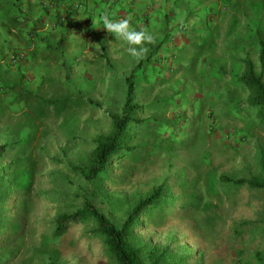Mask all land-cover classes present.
Listing matches in <instances>:
<instances>
[{"label": "rangeland", "instance_id": "374dc122", "mask_svg": "<svg viewBox=\"0 0 264 264\" xmlns=\"http://www.w3.org/2000/svg\"><path fill=\"white\" fill-rule=\"evenodd\" d=\"M80 1L64 0L75 10L83 8ZM58 4L0 0V264H113L101 240L84 225H72L53 239L51 221L62 202L71 200L66 196L70 187L81 183L72 167L86 159L95 136L109 130V116L122 105L121 81L139 62L141 87L152 86L144 102L153 106L144 116L158 122L140 126L154 130L138 132V151L89 187L93 205L111 221L120 223L139 197L161 183L175 198L182 196V183L188 192L203 195L201 180L207 173L247 177L257 170L258 145L264 147V128H245L219 102L210 107L216 119L213 133L203 114L210 106L207 97L228 89L239 58L257 62L255 44L264 42V0H170L168 33L155 34L139 60L112 35L106 47L93 33L90 40L74 32L65 35L60 16L64 27L56 29L54 40H44L48 35L39 31L40 22L47 14L55 17ZM8 13L29 22L11 34ZM222 69L226 76L218 79ZM172 90L176 95L166 98ZM62 99L67 106L60 115L45 103ZM191 105L198 112L192 113ZM26 171L32 181L27 196ZM193 181H199L196 187ZM53 191L57 203L49 201ZM202 197V206H216L213 221H206L202 210L175 207L164 217L155 216L154 224L143 222L135 236L184 256L183 264H255V254L264 249V194L240 188L220 201ZM241 221L254 224L239 236L234 229Z\"/></svg>", "mask_w": 264, "mask_h": 264}, {"label": "trees", "instance_id": "16d2710c", "mask_svg": "<svg viewBox=\"0 0 264 264\" xmlns=\"http://www.w3.org/2000/svg\"><path fill=\"white\" fill-rule=\"evenodd\" d=\"M8 15H10L8 16V23L10 22L8 28L11 34L14 33L15 29L23 25L26 26L29 22L27 19L26 23L19 22L14 13H8ZM58 27H64L63 23L58 22ZM69 30L70 28L66 27L65 34H69ZM76 30L74 29L72 32L77 33ZM61 42H63V38ZM255 48L256 63L258 65L250 56L239 58L236 61L239 68H233L229 81L230 85L227 86L228 89L223 92L216 89L217 95L213 94L212 97H207L206 100L210 102V106L203 114L208 120L209 131L212 133L216 131V119L210 111V107L217 102L223 105V109L229 116L244 121L245 128H264V42L259 39L255 44ZM150 63L151 61L146 66ZM10 67L15 69L11 65ZM139 67L140 62L121 81L123 88L122 105L116 114L109 116V130L105 134L95 136L93 147L86 159L82 164L72 167L81 183L77 188L70 187L72 191L68 192L66 196L70 194L71 200L66 202L69 199L65 196V202H62L64 207L57 210L51 221V235L53 239H59L70 226L84 225L90 235L101 240L102 252L113 264H183L186 262L185 257L174 255L167 247L140 242L134 234L135 229L142 227L143 222L154 224L155 216L156 218L164 217L169 210L175 207H179L183 211L189 207L193 208L195 212L202 210L206 213V221H213L212 218L216 217V206L210 204L202 206V196H205L206 199L213 197L220 201L222 198L232 196V190H239L240 188L264 194V147L258 145L255 159L257 170L249 172L247 177L237 178L220 175L216 178L212 173H207L204 175V179L201 180L204 189L203 195L202 192L198 193L194 189V191L188 192L190 187L188 184L182 183L180 186L182 196L175 198L168 193L166 184L161 183L139 197L125 213V217L120 223H114L95 208L89 187L91 185L94 187L99 180L110 177V167L112 168L114 165L127 160L138 151L139 144L134 143L138 137V132L154 130L150 126L149 128H140V126L149 124L152 119L158 122L154 116H144L146 110L153 106L151 102H144L147 88L152 86L141 87L143 83L141 85L140 83L144 79L139 77ZM152 69L155 68H150V70ZM225 72L223 69L219 71L218 79H223L226 76ZM147 80L150 81L151 79ZM211 82L214 83V81H210V85L214 86ZM152 84L154 83L152 82ZM18 87L19 85L16 84L10 88L15 90ZM175 95L176 92L172 90L171 95L166 98H173ZM45 103L48 106L52 105L55 113L60 115L66 110L67 99L45 101ZM156 105L159 104L156 103ZM191 110L192 113L198 112L193 110L192 105ZM200 111H203V108ZM53 119L58 120V118ZM196 121L198 123V120ZM177 125L178 123L175 126L177 127ZM243 134L244 136L247 135L246 133ZM173 139L177 142V145H181L176 138ZM3 152V147L0 146V158ZM196 183L197 181H193L191 186L196 187L199 181ZM31 187V173L26 171V196L31 192ZM50 198L49 201L55 203L59 200L55 191L52 192ZM211 208L213 212L209 215ZM253 224L254 222L241 221L234 229V233L240 236L245 228L252 227ZM0 233H2L1 229ZM255 260V264L264 263V249L255 254ZM249 263V261L245 262V264ZM46 264H56V262L49 260Z\"/></svg>", "mask_w": 264, "mask_h": 264}, {"label": "crops", "instance_id": "0c3cea01", "mask_svg": "<svg viewBox=\"0 0 264 264\" xmlns=\"http://www.w3.org/2000/svg\"><path fill=\"white\" fill-rule=\"evenodd\" d=\"M58 1L55 17L47 14L40 22V25L43 26L39 31L48 35L44 40L49 38L54 40L56 38L58 16H60L61 22H65L68 29L69 27L77 29L75 34L81 35L83 38L84 33H93L98 40H103L102 44L106 47L105 43L109 40L111 34L103 29L102 24L97 23L102 15L107 14L110 19L114 20L130 18V27L135 30H139L138 25H146L147 32L154 38L155 34L168 33L169 17L172 14L170 11L167 12V9L171 6L170 0H81L78 2L83 6L80 10L68 7L64 0ZM164 23H166V26H164ZM114 40L118 39L115 38Z\"/></svg>", "mask_w": 264, "mask_h": 264}, {"label": "clouds", "instance_id": "9594fccd", "mask_svg": "<svg viewBox=\"0 0 264 264\" xmlns=\"http://www.w3.org/2000/svg\"><path fill=\"white\" fill-rule=\"evenodd\" d=\"M81 8V6L79 5ZM80 8L78 10H80ZM98 24L103 25V29L106 32L114 36L116 39L126 45L127 52L129 55L136 60L143 57L144 53L147 52V47L145 45L153 41V36L147 32V30L141 29L139 31L130 27V18L121 19H110L107 14L102 15L97 21ZM69 34L75 29L74 27H69ZM85 40H90V34L84 33ZM15 59V57H11ZM25 57L23 58V61ZM26 61V60H25Z\"/></svg>", "mask_w": 264, "mask_h": 264}]
</instances>
